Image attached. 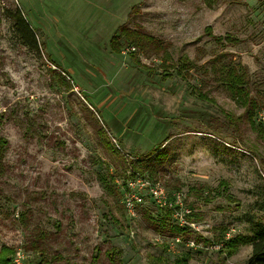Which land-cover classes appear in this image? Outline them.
Segmentation results:
<instances>
[{"label":"rangeland","instance_id":"374dc122","mask_svg":"<svg viewBox=\"0 0 264 264\" xmlns=\"http://www.w3.org/2000/svg\"><path fill=\"white\" fill-rule=\"evenodd\" d=\"M210 3L0 0V251H15L11 264L17 252L19 264L246 263L249 244L229 257L221 245L264 223V0ZM15 9L37 52L6 18ZM120 28L161 41L165 60L149 51L136 63ZM182 57L193 67L179 76ZM239 65L256 129L224 86ZM134 172L182 193L189 226L145 188L130 217Z\"/></svg>","mask_w":264,"mask_h":264},{"label":"trees","instance_id":"16d2710c","mask_svg":"<svg viewBox=\"0 0 264 264\" xmlns=\"http://www.w3.org/2000/svg\"><path fill=\"white\" fill-rule=\"evenodd\" d=\"M208 6H211V0H203ZM6 18L10 19L13 22L14 28L16 32L19 34L22 43L27 46L28 48L38 51V43L35 37L33 30L29 27L26 23L25 19L23 18L21 12L18 9L13 10L12 12L6 13ZM120 33L125 34V38L129 40L130 44L134 48L133 51L130 52L131 58L136 62L139 63L137 58L138 53H146V52H155L163 54V61L165 60V56L167 55L166 48L162 45V42L153 37L149 34L140 33L137 31H127L125 28L119 29ZM206 31L211 34L210 27H206ZM217 40H221V38H217ZM111 50L114 53H120V47L118 44V36H113L110 41ZM181 63V67L177 71L179 76H183V72L190 70L193 67V64L187 57H182L178 60ZM242 67L239 66H232L228 67L225 73L223 74V82L226 90L230 94V96L235 100L237 104L243 107L245 110L249 112V123L251 128H255V123L253 121V112L257 109V103L255 100L250 96V93L245 85V78L242 71H240ZM206 99L205 97H203ZM227 118L231 121L232 115L228 114ZM259 130H263L261 127ZM260 132V131H259ZM6 144L4 139H0V159L2 158L3 154V145ZM115 150V149H114ZM157 150V149H156ZM156 150L151 151L148 155H154ZM119 157L122 159L124 158L119 154L118 151H115ZM125 159V158H124ZM155 160H161L162 155L156 154L154 157ZM126 160V159H125ZM146 159H140L135 162H130L132 164L133 169H138L135 164H143L145 163ZM124 164V162H123ZM0 167H1V160H0ZM1 173V172H0ZM264 208V206L262 207ZM167 213L170 215V211L167 210ZM174 230L177 232H184V229L181 230L178 227H174ZM251 237L246 236H236L231 239H225L222 241L221 250L225 253L226 257L232 256L241 245L249 244L251 246V253L250 257L246 261L245 264H264V223H257L252 231ZM14 250L8 247H2L0 251V264H11V258L14 255ZM189 256H182L175 260L174 264H187ZM159 264V263H158Z\"/></svg>","mask_w":264,"mask_h":264},{"label":"built area","instance_id":"2783aa9c","mask_svg":"<svg viewBox=\"0 0 264 264\" xmlns=\"http://www.w3.org/2000/svg\"><path fill=\"white\" fill-rule=\"evenodd\" d=\"M131 49L134 50L133 47ZM258 115L260 122L264 125V111L262 110ZM135 173L136 172L133 174ZM144 188L148 190V195L157 206L170 211L171 217L178 222L177 224L179 226H189L190 223L187 218L190 211L187 208H184L182 193L176 192L171 198H169L162 185L144 182L139 173H136L133 181L128 182L127 189L123 194V207L130 217L136 215V207L139 201H141L140 191ZM21 258L22 254L17 252L15 254L16 264H19Z\"/></svg>","mask_w":264,"mask_h":264}]
</instances>
